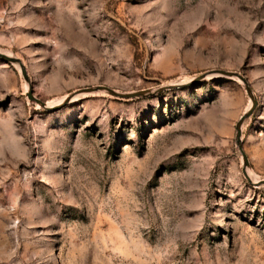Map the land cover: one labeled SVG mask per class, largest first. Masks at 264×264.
<instances>
[{
  "label": "rangeland",
  "instance_id": "obj_1",
  "mask_svg": "<svg viewBox=\"0 0 264 264\" xmlns=\"http://www.w3.org/2000/svg\"><path fill=\"white\" fill-rule=\"evenodd\" d=\"M0 54V264H264V0H0Z\"/></svg>",
  "mask_w": 264,
  "mask_h": 264
},
{
  "label": "water",
  "instance_id": "obj_2",
  "mask_svg": "<svg viewBox=\"0 0 264 264\" xmlns=\"http://www.w3.org/2000/svg\"><path fill=\"white\" fill-rule=\"evenodd\" d=\"M0 58H2L3 60H5V61H7V62H13V60H14V59H12V58H10V57H8V56H5V55H3V54H0ZM224 75H226L227 77H233V76H234V77H237V78L241 79V77H240L239 75L232 74V73H227V72H226V73H224ZM106 90H107L110 94H112V95H114V96H118V97H131V96H134V95H138V94H120V93L114 92V91L111 90V89H106ZM247 90H248V89H247ZM255 104H256V102L253 103V107L249 110V112H248L245 116H242V117H241V119L239 120V122H238V124H237L236 129H237V138H238V139L240 138V134H241V130H240V128H241V124H242L243 120L251 114V112H252V110H253ZM42 105H43V104H42ZM245 164H247V161H246V160H245ZM243 173H244L245 177L247 178V180H249V178H248V176H247L245 170L243 171ZM261 183H264V181L261 182Z\"/></svg>",
  "mask_w": 264,
  "mask_h": 264
},
{
  "label": "bare ground",
  "instance_id": "obj_3",
  "mask_svg": "<svg viewBox=\"0 0 264 264\" xmlns=\"http://www.w3.org/2000/svg\"><path fill=\"white\" fill-rule=\"evenodd\" d=\"M9 57V56H8ZM210 75H208V77H209Z\"/></svg>",
  "mask_w": 264,
  "mask_h": 264
}]
</instances>
